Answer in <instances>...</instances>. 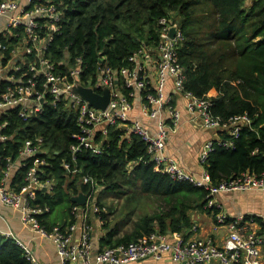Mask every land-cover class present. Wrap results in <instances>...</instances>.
<instances>
[{
  "label": "built area",
  "instance_id": "1",
  "mask_svg": "<svg viewBox=\"0 0 264 264\" xmlns=\"http://www.w3.org/2000/svg\"><path fill=\"white\" fill-rule=\"evenodd\" d=\"M60 6L63 4L55 0H0L1 203L19 211L26 227L54 244L60 264H130L145 259L160 261L167 256L180 264H262L264 228L258 231L252 227L254 217L230 216L216 201V196L222 192L264 190V172H243L216 186L204 166L216 143L226 148L235 147L234 138L243 128L251 127L253 120L244 114L226 122L214 114L212 95L198 97L185 89L187 72L179 56V46L184 40L180 21L163 17L157 45L143 46L119 69L102 66L100 60L97 78L85 79L87 65L82 56L76 57L74 63L70 54L61 59L48 55L49 45L61 33L64 11ZM172 25H177L174 37L170 31ZM169 76L174 81L171 91L167 82ZM78 87L92 89L100 95L108 90L109 104L104 109L97 108L77 92ZM138 97L144 115L154 120L153 127L132 117ZM47 104L62 107L76 116L79 133L73 135L77 140L71 146L73 159L87 149L101 153L111 130H121L122 139L131 140L135 136L146 143L149 161L156 171L174 180L205 187L209 192L205 207L214 213L217 211L214 215L217 222L229 231L224 245L210 239L189 238L181 232L156 231L127 244L95 251L90 216L95 214L103 221L101 213L107 212V208L98 200L103 188L89 175H84L82 182L91 184L93 190L83 193L86 202L73 208L75 220L66 227L55 225L51 230L43 226L39 215L49 212L50 208L34 202L39 191H52L54 186L53 181L41 177L47 164L42 157L47 154L44 138H28L15 158L13 155L5 157L3 150L13 137L8 131L10 121L6 118L10 111H15L19 119L27 122L42 113ZM184 111L199 118L205 128L221 135L217 140H208L201 150L199 160L204 167L201 176L185 171L166 151L169 135ZM223 132L231 138L224 139ZM64 166L69 173L79 170L73 169L70 162H65ZM23 167H28V171L21 185L14 179ZM192 229L196 231L197 226ZM0 234L13 238L33 264H43L33 248L12 229L0 228Z\"/></svg>",
  "mask_w": 264,
  "mask_h": 264
},
{
  "label": "trees",
  "instance_id": "2",
  "mask_svg": "<svg viewBox=\"0 0 264 264\" xmlns=\"http://www.w3.org/2000/svg\"><path fill=\"white\" fill-rule=\"evenodd\" d=\"M55 1L63 4V20L48 55L61 59L70 54L74 63L82 56L87 65L85 79L97 78L100 60L102 66L119 69L143 46L157 45L163 17L179 20L184 34L179 56L187 72L185 89L198 97L217 92L212 95V109L226 122L244 114L253 120L251 127L243 128L234 138L235 147L216 143L204 164L213 185L243 172H264V0H254L251 5L248 0ZM6 118L13 137L3 150L5 157L15 158L28 138H44L47 154L42 157L47 164L41 177L53 181L54 186L52 191H39L34 203L50 208L39 215L41 224L49 230L58 224L66 227L75 220L73 208L78 203L74 197L93 190L91 184L82 182L84 175L120 196H127L126 190L158 195L169 208L142 217L134 223V231L123 237L116 238L118 230L110 229L100 249L127 244L156 231L180 232L192 225L188 211L196 204L204 207L208 203L205 187L156 171L146 143L138 137L124 140L121 130H111L101 153L87 149L73 159L71 146L77 142L73 135L79 133V127L72 112L47 104L42 113L27 122L13 110ZM222 136L231 138L225 132ZM65 162L78 172L69 173ZM27 171L28 167L20 169L14 180L23 185ZM101 215L109 228L107 212ZM0 264L33 263L13 238L0 234Z\"/></svg>",
  "mask_w": 264,
  "mask_h": 264
},
{
  "label": "crops",
  "instance_id": "3",
  "mask_svg": "<svg viewBox=\"0 0 264 264\" xmlns=\"http://www.w3.org/2000/svg\"><path fill=\"white\" fill-rule=\"evenodd\" d=\"M253 1L254 0H248V4L251 5ZM167 82L168 88L171 91L174 85L172 76L168 77ZM211 94L216 95L217 92L212 91ZM175 97L178 98L177 95ZM180 104L184 107V102L182 100ZM182 115V119L174 128L175 130H172L169 135L166 151L167 154L175 159L179 166L185 171L196 176H201L204 169L199 160L201 150L208 140H217L221 135L212 129L205 128L199 118L193 117L188 112L184 111ZM132 117L142 120L149 126L153 127L154 125V120L144 115L139 97L136 99V108L132 113ZM142 194L149 196L148 198H150L154 205H144L147 209H144V206L142 205L140 209L141 212L138 213L139 216L134 222H137L144 216H151L157 212H161V209H164V211L169 209L166 207V204L160 200L158 195H148V193ZM140 201V199L136 201L137 207H140ZM216 201L222 205L223 209L230 216L237 217L239 215H244L246 217H254L255 222L252 224V227L258 231L264 228V190L222 192L216 196ZM157 203H160V205L158 206ZM188 214L192 225L184 228L180 231L181 233L187 235L189 238L210 239L220 246L224 245L229 236V231L226 226L217 222L214 214H212L205 206L203 207L196 204L195 207L188 211ZM120 216L121 217L116 220L109 219L111 220L108 224L109 228H106L105 220L101 221L97 215L91 214L90 219L94 226L92 242L95 251H98L101 248L102 240L110 229L116 228L118 230L116 238L123 237L134 231V227L131 229L124 228L123 224L128 220H124L126 217L125 214H121ZM194 226H197L196 231L192 229ZM0 228L2 230L12 229L19 238L27 242L33 248L37 257L43 264H60L54 244L49 239L34 233L29 227H26L21 220L20 212L4 206L1 201ZM261 263L264 264V253L262 255ZM130 264L180 263L167 256L160 261L145 259Z\"/></svg>",
  "mask_w": 264,
  "mask_h": 264
},
{
  "label": "rangeland",
  "instance_id": "4",
  "mask_svg": "<svg viewBox=\"0 0 264 264\" xmlns=\"http://www.w3.org/2000/svg\"><path fill=\"white\" fill-rule=\"evenodd\" d=\"M129 189V188H128ZM125 192H128L129 194L126 195H117L114 193H111L108 190H105V188L102 189V191L99 193L98 200L103 203L104 206L107 208V217L108 221H111L109 219H119L121 214H125L124 220H128L125 222L124 228L131 229L134 227V221L138 218V213H140V209L142 205H154V203L148 198L149 196L144 195L140 192H137L136 190H126ZM140 199V207H137V200ZM158 204V203H157ZM134 205V206H133ZM160 203L158 204V206ZM111 206V207H110ZM144 209H147L146 206L143 207ZM149 209V208H148ZM128 216V218H127ZM122 225V227H123ZM123 228V229H124ZM124 229V230H125Z\"/></svg>",
  "mask_w": 264,
  "mask_h": 264
},
{
  "label": "water",
  "instance_id": "5",
  "mask_svg": "<svg viewBox=\"0 0 264 264\" xmlns=\"http://www.w3.org/2000/svg\"><path fill=\"white\" fill-rule=\"evenodd\" d=\"M170 31L171 36L174 37L177 32V25H172ZM77 92H79L85 99H87L92 105L96 106L97 108H106L110 101V95L108 90L103 95H100L95 93L92 89L78 87ZM74 200L78 204H84L86 202V195L81 194L79 196H75Z\"/></svg>",
  "mask_w": 264,
  "mask_h": 264
}]
</instances>
